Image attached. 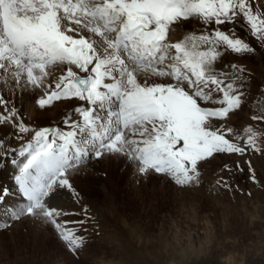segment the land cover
<instances>
[{
  "label": "snow or ice",
  "instance_id": "snow-or-ice-1",
  "mask_svg": "<svg viewBox=\"0 0 264 264\" xmlns=\"http://www.w3.org/2000/svg\"><path fill=\"white\" fill-rule=\"evenodd\" d=\"M192 18L215 27L172 42L174 27ZM238 20L264 41V12H256L251 0H0V74L41 87L50 68L66 66L55 89L37 103L43 108L54 100L84 102L74 109L80 119L71 130H38L21 148L25 159L15 180L27 202L10 219H45L75 252L83 238L57 222L61 213L45 198L57 187L70 188L67 170L91 153H124L140 174H164L178 185L198 182V163L216 153H244L245 147L227 138L238 132L213 124L242 105L235 85L240 77L226 83L227 74L214 68L222 50L253 51L221 30ZM150 77L167 79L149 83ZM18 127L29 131L23 123ZM243 131L246 144L259 151L258 134L251 126ZM7 195L0 190V201Z\"/></svg>",
  "mask_w": 264,
  "mask_h": 264
},
{
  "label": "rangeland",
  "instance_id": "rangeland-1",
  "mask_svg": "<svg viewBox=\"0 0 264 264\" xmlns=\"http://www.w3.org/2000/svg\"><path fill=\"white\" fill-rule=\"evenodd\" d=\"M254 10L264 12V0H256ZM242 22L246 26L243 32L237 28L239 20L221 30L234 33L253 51L237 54L222 50L214 66L218 73L227 74L226 83L240 77L235 85L243 93L242 105L227 120H214L213 124L238 132L239 137L228 133L227 138L246 151L216 153L199 162L198 182L193 185H178L152 171L142 175L138 163L124 153L105 152L98 158L93 153L84 165L67 170L78 202L64 196L65 205H53L65 187H57L45 198L49 207L61 213L57 222L82 237L83 245L73 252L55 225L45 219L34 223L31 216L24 215L0 227V264H264V119H253L264 117V64L259 62L264 57V41ZM176 27L183 39L187 29L210 31L215 26L190 19ZM54 68L57 75L63 72L62 66ZM56 74L49 76L53 79ZM49 76L41 87L27 84L25 79L17 83L3 76L0 80L1 96L9 92L13 97L27 88L35 95L30 102L32 115L21 114L29 131L3 154L0 163L1 186L10 188L11 195L18 193L10 179L12 173L4 168L20 159L15 158L20 156V144L31 141V135L41 128L64 126L66 118L80 119L74 111L81 106L80 100L61 99L43 108L37 104L48 85L53 86ZM139 79L144 82V77ZM148 82L164 83L165 79L150 77ZM248 126L258 134L259 151L246 144L248 133L243 130ZM68 200L74 201L66 203Z\"/></svg>",
  "mask_w": 264,
  "mask_h": 264
},
{
  "label": "bare ground",
  "instance_id": "bare-ground-1",
  "mask_svg": "<svg viewBox=\"0 0 264 264\" xmlns=\"http://www.w3.org/2000/svg\"><path fill=\"white\" fill-rule=\"evenodd\" d=\"M255 1L256 0H251L253 7H254ZM258 1H260V0H258ZM239 22H240V25H238L237 28L243 32V30L246 29V26L244 27V24L241 20H239ZM199 29L196 28L195 30H199ZM169 38L172 42H176V41L182 39L179 27H176V28L174 27V29L169 34ZM259 62L264 64V57L263 56H261V60ZM216 64L217 63H215V65ZM60 67L61 66L57 67V70L60 69ZM3 76H4L3 74L0 76V80H2ZM3 84H6V83L4 82ZM4 87H6V86H4ZM27 89L28 90H23V92H20L18 90L20 93L18 92L17 94L13 95V97L10 96L9 92H4L2 95L3 97L0 94V98L3 99V103H0V163L3 162V158H2L3 154L10 152V150L12 149L13 146L20 143V140L22 137L21 135H23L24 132L19 131L18 125L20 123H23L26 127L28 126V124L24 121V118L22 117L21 114L25 113L28 115H32V112L34 111L32 109V106H30V102L32 101V99H34L35 95H34L33 91H30L29 88H27ZM8 94H9V96L7 97ZM13 110H15L14 113H13ZM6 117H10V119H4ZM24 159L25 158L23 157V159L20 158L18 160H15L17 163H11L12 165H10V164L5 165L4 171L8 172V174L12 173V172L17 173L19 170L18 165L20 162H23ZM81 164L84 165V162ZM82 165H81V167H82ZM12 184L16 185L15 182H12ZM192 185H193V183H192ZM7 192L10 195L6 196V198L4 199L6 202L4 204L0 203V213L7 212V210L5 208V204H7L9 206V208L12 207L13 209H18L19 207H21L24 204V201H23L24 199H23L22 195H20V194L11 195L13 192H11L10 189ZM64 196L69 197V199L75 200V201L74 200H68L66 203H69L71 201H74L76 203L80 200V199H78V197H77V199L74 198L73 185H71L70 188L65 187L63 189L61 199H58L53 205L59 206V207L65 205L64 203H62ZM50 204H51V202H50ZM2 205H4V206H2ZM65 207H67V206H65ZM31 218H32L34 223H37L40 220H43L42 218H39L37 216H31ZM35 226L37 227V224H34V227Z\"/></svg>",
  "mask_w": 264,
  "mask_h": 264
}]
</instances>
